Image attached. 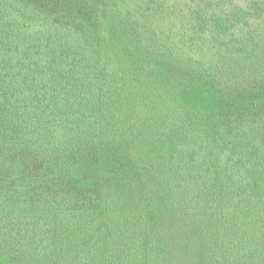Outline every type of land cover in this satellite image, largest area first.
Wrapping results in <instances>:
<instances>
[{
    "label": "trees",
    "instance_id": "16d2710c",
    "mask_svg": "<svg viewBox=\"0 0 264 264\" xmlns=\"http://www.w3.org/2000/svg\"><path fill=\"white\" fill-rule=\"evenodd\" d=\"M0 264H264V0H0Z\"/></svg>",
    "mask_w": 264,
    "mask_h": 264
}]
</instances>
